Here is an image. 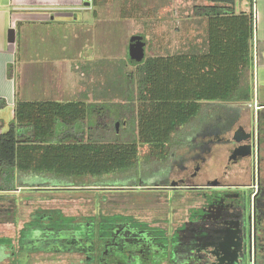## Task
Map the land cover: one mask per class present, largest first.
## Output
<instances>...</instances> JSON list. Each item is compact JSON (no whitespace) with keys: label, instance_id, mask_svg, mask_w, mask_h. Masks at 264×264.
I'll return each instance as SVG.
<instances>
[{"label":"trees","instance_id":"16d2710c","mask_svg":"<svg viewBox=\"0 0 264 264\" xmlns=\"http://www.w3.org/2000/svg\"><path fill=\"white\" fill-rule=\"evenodd\" d=\"M96 1L92 3L96 4ZM205 1L208 3L192 6L193 16L206 22L203 43L185 52L148 56L137 64H132L128 54L135 69L120 73L119 79L122 80L116 87L130 105L120 104L116 119L135 122L138 141L117 142L105 136L104 132L111 128L116 130V122L109 114L110 102L17 98L9 130L0 133V200L30 187L18 179L21 175L25 178L37 173H47L53 179L44 185L30 187L32 189L45 186L48 191L71 188L98 191V184H79L78 188L64 179L138 171L140 147L149 145L161 151L169 144L176 145L179 143L174 139L177 130L196 116L204 105L219 104L236 109L253 101V13L251 10L236 13V0ZM12 73L13 66L9 65V75ZM6 107L7 101L0 99V109ZM87 119L88 136L73 130L84 127ZM56 177L62 181H56ZM108 181L111 180L104 182ZM54 187L56 189H50ZM14 201L17 203L15 198ZM89 205L95 208L93 197ZM15 207L16 204L9 210L11 218L2 222L18 223L19 213ZM39 211L31 214L33 222L45 217L61 221L65 218L57 209L50 211L52 216ZM43 229H35L37 235L24 239L0 232V248L6 255L0 264H58L67 259L66 254H70V264H76L74 261L99 264L94 238L84 249V246L67 245L62 238L51 242L50 238L44 237L48 231L44 234Z\"/></svg>","mask_w":264,"mask_h":264},{"label":"flooded vegetation","instance_id":"af4514ba","mask_svg":"<svg viewBox=\"0 0 264 264\" xmlns=\"http://www.w3.org/2000/svg\"><path fill=\"white\" fill-rule=\"evenodd\" d=\"M246 110L251 113L238 122L240 109H233L231 126L251 130L256 113L250 105ZM259 119L252 159L243 158L248 150L235 152L236 129L225 138L220 127L204 126L203 133L194 125L188 142L169 144L170 150H159L156 161L144 164L160 172L133 170L102 182L91 214L58 219L56 227L44 226V237L55 242L69 236L61 241L84 249L94 238L99 264H264V121ZM210 135L216 139H203ZM222 149L227 157L221 172L205 177L204 164ZM138 165L141 169V161ZM50 211L46 215L52 216Z\"/></svg>","mask_w":264,"mask_h":264},{"label":"rangeland","instance_id":"374dc122","mask_svg":"<svg viewBox=\"0 0 264 264\" xmlns=\"http://www.w3.org/2000/svg\"><path fill=\"white\" fill-rule=\"evenodd\" d=\"M197 1L204 2V0H97L96 4L92 3L91 10L84 12L87 18L85 21L87 26L83 27V25L78 24L72 26V29H78V34L69 35V28L64 31L63 28H58L56 31L60 33L57 34L60 37L47 42L44 40V33L37 35L34 39L30 34L31 32H28V37L25 36L27 38L24 40L21 50L25 61L21 72H19L20 78L17 85L19 98L33 101L81 99L87 102H110L112 107L109 114L113 116V121L119 123V128L116 127V130L111 128L106 133L104 132L105 136L109 139H115L117 142L134 139L138 141L137 124L131 120H125V117L123 118L125 121L121 120V122L116 119L119 115V105H130L126 96L116 86L122 80V78L119 79L120 73L135 69L128 57L131 38L142 34L146 36V57L185 52L193 44L203 43L206 35L205 20L200 21L199 19L197 21L195 35L191 34L192 30L188 27V15L191 14L192 6ZM79 16L77 15V18L81 19L82 17ZM64 42L68 47L66 51L59 52L57 46H51L50 53L43 49L46 44H53L54 46L55 44L63 45ZM256 42L255 55L257 60L258 41ZM24 47L27 49L39 47L41 50L39 59L35 56L34 51L33 53H24ZM251 79L253 83L257 79L254 91H256V99L262 100L264 90L256 64L255 76L252 75ZM252 102L254 103V100ZM136 105L135 108H137ZM233 109L219 104L204 105L196 117L194 116L189 122L180 126L175 133V141L179 143L180 140L183 143L188 142L189 138L193 136V130H195L193 126H198V124L199 128L202 129L209 123L217 122L221 129H228L235 112ZM254 113L256 114L253 121L256 125L260 122L259 117L264 121V108L260 111L256 110ZM0 118L4 122V124L0 123V133H3L9 130V123L13 119L11 107L0 109ZM88 119L84 127H76L73 130L82 131L85 136H88L90 131ZM209 138L216 139L214 135L203 137L205 140ZM169 148L167 146L165 150ZM147 149L146 145L140 147L142 167L138 171L151 176L160 170H156L153 165L148 168L144 164L151 160L156 161L153 154H158L159 150L153 148L152 151H146ZM209 161L204 165L207 166ZM161 171V174L165 172V170ZM125 175L127 174L93 175L78 178L70 177L64 180L78 187L79 184L100 185L106 180H114ZM18 179L32 187L39 184L44 185L43 183L51 181L53 177L47 173H37L26 175L25 178L24 175H21V178ZM55 180L62 181L59 178ZM30 187L7 195L0 200L1 234L11 237L23 235V238H27L37 235L35 229H43V226L51 227V225L53 228L56 227L58 220L56 218H54V223L52 220L48 222V219L45 222H40V220L31 222L30 214L39 209L41 214L57 209L60 215H64V219L72 217L75 219V217L91 214L93 210L89 203L92 197L97 205L102 194V192L93 189L74 190L75 188H71L70 190L48 191L45 186H41L43 188L35 186L33 187L35 189ZM105 193L108 194V192ZM114 195L118 196L119 193ZM14 198L17 203H15ZM15 204L19 213L18 223L2 222L11 218L9 210L13 209ZM5 256L4 249L0 248V260ZM68 257L70 254H66L67 259L58 264H70ZM74 262L80 264L79 261Z\"/></svg>","mask_w":264,"mask_h":264},{"label":"crops","instance_id":"0c3cea01","mask_svg":"<svg viewBox=\"0 0 264 264\" xmlns=\"http://www.w3.org/2000/svg\"><path fill=\"white\" fill-rule=\"evenodd\" d=\"M86 2V0H0V99H5L7 101V107H11V114L13 117L16 100L17 98L20 99L17 90L20 78L19 72H21L25 61L21 50L24 40L28 37V32H31L30 34L34 39L37 35L44 33V40H47V42L51 41L53 38L60 37V35H57L60 33L56 31L58 28H63V31L69 28V35L72 33L78 34V29H72V26L74 24L83 25V27L87 26V22H85L87 18L84 12L91 10L92 5L87 7ZM207 3L208 2L205 0L203 3L199 1L196 3L194 2V4ZM251 5L252 0H236V13L250 12ZM77 15H80L79 17L82 18L78 19ZM198 20L199 18L194 17L191 11V14L188 15V27L192 30L191 34L193 35H195L194 32L197 30L196 23ZM10 29H15L16 31L15 42H10L8 40V32ZM255 34L258 41L256 67L260 76V82L262 83V89L264 90V0H257ZM25 36L27 37L25 38ZM51 46H57L59 52L66 51V48H68L65 42L63 45L55 44L54 46L53 44H46L43 48L44 51L49 52ZM194 46L197 45L193 44L192 47ZM23 50L24 53H33L34 51L35 56L38 59L40 57L41 50L39 47H31L28 49L24 47ZM26 58H28L27 55ZM9 65L13 66V75L11 76L9 75ZM256 81H254V88ZM250 103H252V106ZM255 103L258 104L259 109L262 108L264 106V95L262 100H257L256 91H254V103L251 101L237 107L240 109L239 117L241 118L238 122L245 120L243 118H245L246 114L251 113L246 110L249 105L251 106V111L259 110L254 108ZM1 120L0 118V123L4 124L3 120ZM237 125L238 123L234 126H230L228 129H221L220 136L225 138L231 136ZM206 126L207 128H213L215 126L220 127L217 122L209 123ZM204 129L205 127L203 126V133L205 132ZM214 156L215 157H212L207 164L205 169L207 175L205 177H215L217 173L221 172V165L226 161L227 157L226 149L220 150L217 154L215 152Z\"/></svg>","mask_w":264,"mask_h":264},{"label":"water","instance_id":"95a60500","mask_svg":"<svg viewBox=\"0 0 264 264\" xmlns=\"http://www.w3.org/2000/svg\"><path fill=\"white\" fill-rule=\"evenodd\" d=\"M87 6L91 5V2H86ZM8 40L10 42L16 41V31L15 29H10L8 32ZM146 45L147 39L144 35H135L131 38V45L129 50V55L132 64H137L142 62L146 58ZM252 106V103H250ZM251 130H247L243 125L239 126L233 135V140L236 142L237 146L235 152L239 150H248L246 154H243V158L252 159L253 151L255 152V146L257 144L258 136L256 132V124L253 121L251 124ZM117 129L119 128V123H116Z\"/></svg>","mask_w":264,"mask_h":264},{"label":"built area","instance_id":"2783aa9c","mask_svg":"<svg viewBox=\"0 0 264 264\" xmlns=\"http://www.w3.org/2000/svg\"><path fill=\"white\" fill-rule=\"evenodd\" d=\"M86 1H89V2H92L93 0H86ZM85 7V6H84ZM88 7V6H87ZM251 11L253 13V18H254V22L256 24L257 22V0H252V5H251ZM256 34L254 35V49H255V45H256ZM254 64H256V55H255V61H254ZM254 76H255V69H254ZM255 108L258 109L259 106L257 103H255Z\"/></svg>","mask_w":264,"mask_h":264}]
</instances>
